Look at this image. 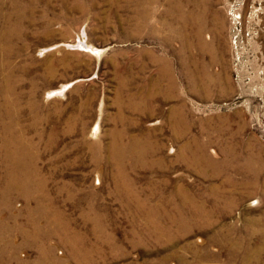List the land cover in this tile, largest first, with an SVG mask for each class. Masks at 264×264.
<instances>
[{"label":"rangeland","instance_id":"rangeland-1","mask_svg":"<svg viewBox=\"0 0 264 264\" xmlns=\"http://www.w3.org/2000/svg\"><path fill=\"white\" fill-rule=\"evenodd\" d=\"M151 1L154 35L138 0H0V144L6 122L37 153L27 199L0 152V264H264L263 188L236 171L264 166V0Z\"/></svg>","mask_w":264,"mask_h":264},{"label":"bare ground","instance_id":"bare-ground-1","mask_svg":"<svg viewBox=\"0 0 264 264\" xmlns=\"http://www.w3.org/2000/svg\"><path fill=\"white\" fill-rule=\"evenodd\" d=\"M158 2V1H156ZM258 2H261L260 5H262V0H258ZM154 3L151 1V0H138L137 2V25L139 28H144V27H149L150 29V32L154 35L155 32L158 31V26H151L152 25V21H150L152 19V17H155V12L154 9H153V5ZM16 5V4H15ZM13 8V7H12ZM135 10V11H136ZM15 14V13H14ZM17 15V14H16ZM15 15V16H16ZM165 15V14H164ZM162 16V15H161ZM154 19V18H153ZM3 20V19H2ZM198 22V21H197ZM162 23V22H161ZM165 23V22H164ZM179 24V23H178ZM160 26V25H159ZM163 27V25L161 26V28ZM2 28V27H1ZM148 29V30H149ZM160 29V28H159ZM142 30V29H141ZM163 31V30H162ZM21 37V36H20ZM0 38L1 40L4 38L2 37V35H0ZM180 39L181 40H184L185 37L183 36V34H180ZM6 40V39H5ZM184 46V45H183ZM182 51H185V47H182ZM5 52V51H4ZM260 52H261V58L259 59V66H260V63L262 64L261 67V75L262 77H259L257 76V78H259L262 82H264V44H263V47L262 49H260ZM8 55V54H7ZM220 57V56H219ZM222 59V58H221ZM220 63V62H219ZM164 65L165 67L167 68L168 66V62L164 61ZM211 75V74H210ZM256 77V76H255ZM208 82H211V80H207ZM227 83V82H225ZM224 83V84H225ZM249 83V82H248ZM247 83V84H248ZM253 83V82H252ZM202 84V83H201ZM222 85V83H221ZM250 85V84H249ZM252 85V84H251ZM171 86V85H170ZM264 86V85H263ZM208 87V86H207ZM247 87V86H246ZM157 88V87H156ZM155 88V89H156ZM260 88V87H259ZM261 89H264V87H261ZM154 91V90H153ZM159 91V90H158ZM264 91V90H263ZM263 91H258L256 93L253 94V92H250L248 93V96L254 98V97H262L263 98V95H264V92ZM162 92V91H161ZM7 94V93H6ZM6 94H4L3 96V100H2V103H1V108L2 107H7L9 106L7 100H9V96H7ZM157 95V94H155ZM164 96V99H165V96L166 94L164 93L163 94ZM154 97L153 93H150L149 92L145 95H142L141 97L139 98H134L132 101L136 100L138 101L139 103V106L142 104V105H147L148 104V100L149 99H152ZM167 99V98H166ZM263 100V99H262ZM150 101V100H149ZM131 103V101H130ZM133 103V102H132ZM131 103V104H132ZM11 111L10 110H6L4 112H2V114L0 115V120L2 121V119H4V117H6V119H10V123H12V116L13 115H10ZM122 113H120V117ZM6 123V122H5ZM3 123V126H4V133L8 136V139L6 138V141L3 143L0 144V152H5L7 154V159H6V162L9 161V155L7 153L8 152H12L16 155H18L19 158L15 159L14 158V161H11L10 164H11V168H17L19 170H21L23 173H24V176L23 175H20L18 174V178L23 182L20 185V188L21 190L18 188V187H11V190L14 189V191H20L19 193H21L22 196H25L27 199L34 193L33 190L31 189V186H30V183H28V181H25L23 180L22 178L23 177H28V173H27V170H30L32 171L33 173H35L34 171H36L37 168L36 167V150L34 149L33 150V146L28 144V143H24V141H18L17 139H14L13 140V136H12V125L9 124V127L8 129L5 127V124ZM175 126V134L176 135H180L183 133V131H180L179 127H178V124L177 122L175 121V125H173V127ZM96 131V130H95ZM95 131H94V134H95ZM22 137V136H21ZM133 143L135 142H132V145ZM6 148L7 151L4 149ZM191 148V144L189 146V149ZM4 149V150H3ZM135 149V148H134ZM187 149V147H183L181 149V153L185 152ZM111 153H113L111 156H112V160L113 162H115L117 165L120 163L119 161V158H121L122 155H128V156H131L132 154H129V152H132L133 150L129 151L128 153L125 152V147L122 146V145H118V146H115L114 148H111ZM134 154H138V155H141L139 153H134ZM119 156V158H118ZM205 156L202 154H195L193 155V157L191 158V162L193 163H198L199 162H202L205 160L204 158ZM239 157V156H238ZM235 158V157H234ZM123 159V158H122ZM27 160V161H26ZM246 162L245 164H243V166H237L236 167V171L238 172H244L247 174V177L245 176H242V180L243 182L241 184H243L245 181H247V184L251 185V186H254V185H258L260 187L263 188V192H264V166H260L259 165V159L258 157H254L252 155H247L246 156ZM235 163V162H234ZM240 163V162H239ZM262 163V162H261ZM238 165V164H237ZM240 165V164H239ZM234 167V166H233ZM235 174V173H234ZM29 178V177H28ZM235 179V178H234ZM234 179H230V181L232 180L233 182H235L236 180ZM30 180V179H28ZM245 180V181H244ZM41 181V180H40ZM39 181V182H40ZM38 182V184H39ZM237 182V181H236ZM99 182L97 181V184ZM117 186V184H115ZM33 186V185H32ZM40 186V185H38ZM131 186V185H130ZM34 187V186H33ZM37 187V186H36ZM129 187V185H128ZM133 188V187H132ZM42 190V189H41ZM41 192V191H40ZM36 193V192H35ZM38 193V192H37ZM134 195V194H133ZM135 196V195H134ZM254 202V201H253ZM257 204V202H255V205ZM253 205V204H252ZM251 205V206H252ZM42 206V205H41ZM44 206V205H43ZM193 206H191L192 208ZM45 208V207H44ZM175 208V206H174ZM178 208V207H177ZM32 210V209H31ZM176 210V209H175ZM179 210V209H178ZM38 211V210H37ZM193 211V210H192ZM196 213L198 215H203L204 214V210L203 208L201 207L200 209L195 210ZM45 212V211H44ZM41 213V212H40ZM172 213V212H171ZM195 213V212H194ZM39 214V213H38ZM192 214V213H191ZM170 215V214H169ZM173 215V214H172ZM206 215V214H205ZM171 217V216H170ZM194 217V216H193ZM198 217V216H197ZM195 217V218H197ZM207 216H199L200 220L203 221V224L202 225H206L209 226L211 225L210 223V220L208 218H206ZM177 218V217H176ZM181 218V217H180ZM179 218V219H180ZM175 220V219H174ZM181 220V219H180ZM189 221V220H188ZM196 221V220H195ZM176 222V220H175ZM181 221H179L180 223ZM206 224H205V223ZM178 223V222H177ZM182 223V222H181ZM188 223V222H187ZM183 224V223H182ZM191 224V223H190ZM186 225V224H185ZM181 226V224L179 225ZM187 226V225H186ZM185 226V227H186ZM190 226V225H189ZM195 226V225H194ZM197 226V225H196ZM36 227V226H35ZM200 227V226H199ZM188 228V227H187ZM190 228V227H189ZM35 229V228H34ZM184 229V227L182 228ZM36 230V229H35ZM188 230V229H187ZM64 232V231H63ZM36 233V232H35ZM183 233V232H182ZM53 234H56L58 235L57 233H53ZM52 234V235H53ZM7 235V234H6ZM34 236V234H33ZM55 236V235H54ZM4 239H6V236L4 235V233H2V235H0V240L3 241ZM78 240V239H77ZM263 241H264V234H263ZM77 242V241H76ZM247 252V251H246ZM260 259V250H249L246 254H245V258H244V263L245 264H257L258 261ZM86 261V260H85Z\"/></svg>","mask_w":264,"mask_h":264}]
</instances>
